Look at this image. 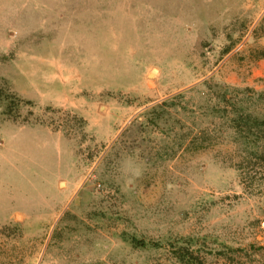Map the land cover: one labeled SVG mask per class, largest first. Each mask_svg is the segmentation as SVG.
Here are the masks:
<instances>
[{"label":"rangeland","instance_id":"rangeland-1","mask_svg":"<svg viewBox=\"0 0 264 264\" xmlns=\"http://www.w3.org/2000/svg\"><path fill=\"white\" fill-rule=\"evenodd\" d=\"M0 264H264V0H0Z\"/></svg>","mask_w":264,"mask_h":264}]
</instances>
